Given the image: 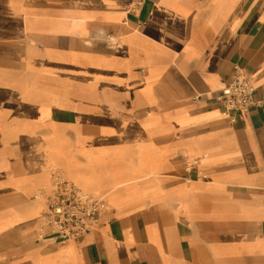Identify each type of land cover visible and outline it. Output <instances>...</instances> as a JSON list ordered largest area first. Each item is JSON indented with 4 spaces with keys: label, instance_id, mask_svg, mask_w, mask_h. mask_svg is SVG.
Returning <instances> with one entry per match:
<instances>
[{
    "label": "crops",
    "instance_id": "crops-1",
    "mask_svg": "<svg viewBox=\"0 0 264 264\" xmlns=\"http://www.w3.org/2000/svg\"><path fill=\"white\" fill-rule=\"evenodd\" d=\"M133 2L56 0L9 31L91 90L0 74V264H264V104L231 121L214 98L234 64L264 98V0ZM55 169L108 203L64 243L34 235Z\"/></svg>",
    "mask_w": 264,
    "mask_h": 264
},
{
    "label": "built area",
    "instance_id": "built-area-1",
    "mask_svg": "<svg viewBox=\"0 0 264 264\" xmlns=\"http://www.w3.org/2000/svg\"><path fill=\"white\" fill-rule=\"evenodd\" d=\"M139 3L140 0H134L132 9H136ZM115 44L116 41L110 37V46ZM214 98L231 121L235 120L232 112L246 111L264 104V98L255 97V87L246 69L238 64L233 65L229 80L215 92ZM198 165V157L184 156L186 172ZM49 182V187L38 188L33 193L34 199L44 202L39 216L40 239L50 236L64 243L99 227L108 209L104 194L82 190L59 169L50 173Z\"/></svg>",
    "mask_w": 264,
    "mask_h": 264
},
{
    "label": "rangeland",
    "instance_id": "rangeland-1",
    "mask_svg": "<svg viewBox=\"0 0 264 264\" xmlns=\"http://www.w3.org/2000/svg\"><path fill=\"white\" fill-rule=\"evenodd\" d=\"M55 5H57L56 0H0V74L8 78L13 77L17 83L24 82L33 93L47 95L58 90L89 93L90 78L88 70L83 66L73 65L72 59L66 60L67 64L64 66L53 63V60H45L41 55L42 52L38 51H32L27 56L24 50H20L24 42L16 41V38L12 39L9 35L10 30L19 29L22 21L20 17L18 18L20 14L26 11L41 12L47 9V6ZM38 39H31L29 42L33 46L37 42L46 45L54 44L47 38L44 40L39 37ZM16 44H18V50L15 51ZM12 53L14 57H11ZM37 230L34 235L37 233L38 236L41 232L40 226Z\"/></svg>",
    "mask_w": 264,
    "mask_h": 264
},
{
    "label": "bare ground",
    "instance_id": "bare-ground-1",
    "mask_svg": "<svg viewBox=\"0 0 264 264\" xmlns=\"http://www.w3.org/2000/svg\"><path fill=\"white\" fill-rule=\"evenodd\" d=\"M55 170H57V169H55ZM37 189H38V188H37ZM35 190H36V189H35ZM26 194H27V193H26ZM26 194H25V195H26ZM27 195H28V194H27Z\"/></svg>",
    "mask_w": 264,
    "mask_h": 264
}]
</instances>
